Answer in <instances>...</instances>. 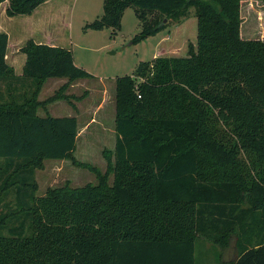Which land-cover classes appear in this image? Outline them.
Here are the masks:
<instances>
[{
  "label": "trees",
  "instance_id": "obj_1",
  "mask_svg": "<svg viewBox=\"0 0 264 264\" xmlns=\"http://www.w3.org/2000/svg\"><path fill=\"white\" fill-rule=\"evenodd\" d=\"M4 2L13 16L47 0ZM240 2L103 0L84 28H119L133 6V42L166 18L181 23L188 7L196 17L186 54L156 55L116 77V137L103 173L75 158V114L37 113L92 75L69 48L33 38L19 47L16 75L0 30V264H202L207 242L217 264H264V38L240 36ZM51 77L66 81L38 100ZM48 158L86 166L96 181L37 195L34 173Z\"/></svg>",
  "mask_w": 264,
  "mask_h": 264
},
{
  "label": "rangeland",
  "instance_id": "obj_2",
  "mask_svg": "<svg viewBox=\"0 0 264 264\" xmlns=\"http://www.w3.org/2000/svg\"><path fill=\"white\" fill-rule=\"evenodd\" d=\"M5 5L6 2L0 7V29L9 34V48L15 50L27 38L41 39L45 43L52 41V44L69 48L74 63L92 75L70 81L62 90L66 97L55 98L45 107H38L37 113L41 115L48 111L53 116L75 114L78 119L75 158L103 173L107 167L103 151L113 150L116 137V77L133 74L139 61H149L156 55L186 54L188 44L194 43L196 38L194 7L185 10L190 16L181 23L166 18L168 25L164 29L133 42V36L140 30V20L133 6L124 9L119 28L92 29L84 28V25L102 13L103 0H47L30 15L13 16L5 14ZM239 34L242 38H264V0H241ZM12 44L15 45L12 47ZM8 55L7 60L15 65L14 73L19 75L24 54ZM135 79L139 82L142 77ZM65 81L63 77L46 79L37 99L47 98ZM20 90L22 92L24 87ZM4 97L8 98L6 92ZM42 165L34 173L37 195H43L47 187L58 186L65 181L71 186L96 181L94 171L69 159H43ZM111 177L109 174L108 181ZM209 246L210 242H207L206 249ZM231 255L232 248H229L224 257Z\"/></svg>",
  "mask_w": 264,
  "mask_h": 264
},
{
  "label": "crops",
  "instance_id": "obj_3",
  "mask_svg": "<svg viewBox=\"0 0 264 264\" xmlns=\"http://www.w3.org/2000/svg\"><path fill=\"white\" fill-rule=\"evenodd\" d=\"M0 13H1V10H0ZM1 30V29H0ZM44 35L46 36L47 34L44 33ZM41 39H38V41H40ZM50 44H52V41L49 42ZM9 39H8V46H7V53H6V59L7 57L9 56L8 54L10 53L12 56H17L20 51H19V47L20 46H17V48L15 50H13L12 48H9ZM15 44H12V47L14 46ZM21 66H22V63L24 61L23 58H21ZM8 61V60H7ZM13 67L15 66L12 62L8 61ZM14 69L16 70V68L14 67ZM19 73H21V70L18 71ZM199 255H202L203 257V263L202 264H217L216 262V257H217V254L215 253V251H213V249L211 248V246H209V250L207 251H201L200 252H197ZM225 254V252H224ZM224 254H223V257H224ZM225 258V257H224Z\"/></svg>",
  "mask_w": 264,
  "mask_h": 264
}]
</instances>
